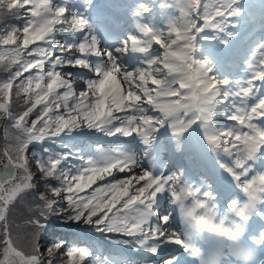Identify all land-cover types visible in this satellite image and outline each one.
Listing matches in <instances>:
<instances>
[{
    "label": "snow or ice",
    "instance_id": "snow-or-ice-1",
    "mask_svg": "<svg viewBox=\"0 0 264 264\" xmlns=\"http://www.w3.org/2000/svg\"><path fill=\"white\" fill-rule=\"evenodd\" d=\"M235 3L174 0L179 15L169 21L167 29L141 24L137 26L139 35H129L115 50H101L98 38L92 34L63 45L56 39L55 34L64 25L85 32L89 24L85 17L69 18L67 8L54 5L53 0H9L8 10L26 11L22 28L0 29V61L18 66L13 75L0 82V112L12 119L18 133L4 152L7 163L0 170V227L5 237L0 264H44L45 260L52 264L58 253L64 264H84L86 260L89 264H114L110 258L94 254L90 247L69 244L63 237L42 246L40 240L45 236L40 230L48 225L41 223V218L48 219L52 214L64 215L65 223L74 221L78 229L83 224L97 233L127 237L112 242L124 245L135 255L149 254L150 264H190L170 249L178 245L186 253L187 247L174 224L176 206L182 194L191 195L195 190L216 199L213 192L186 182L183 169L177 174H158L151 159L142 174L117 179L114 170L126 173L142 166L141 154L131 143L109 147L89 143L91 133L138 138L150 148L161 128L170 129L180 141L194 126L199 127L212 166L204 168V181L219 169L250 196L255 186H264V172L249 178L253 163L264 152V126L260 123L264 121V45L249 62V77L235 84L213 74L207 60L194 56L199 34L205 29L223 30L227 17L239 11L233 7ZM153 44L160 48L155 55L150 54ZM129 49L149 54L142 66L129 70L120 63L116 53ZM92 57L100 60L94 62ZM62 66L85 69L95 78L80 71L62 73L57 70ZM24 73L29 74L25 77ZM81 83L84 88L77 92ZM14 88L17 98L23 94L25 105L15 116L10 110ZM221 109L236 122L235 126L223 128L216 123ZM150 110L154 114L150 115ZM34 112L36 118L29 124ZM61 136L77 139L80 151L50 154L47 159L33 152L37 172L31 171L29 146ZM180 148L177 143V151ZM142 156L146 158L147 151ZM72 158L78 163L69 162ZM37 174L38 182L34 180ZM50 180L57 184L54 186ZM41 184L59 199H49L39 191ZM29 192H38L41 203L36 206L38 215L28 221L38 231L32 237L31 253L26 254L12 237L8 213ZM230 201L229 207L238 203L236 199ZM169 204L174 207L170 209ZM120 264L132 262L130 258L122 259Z\"/></svg>",
    "mask_w": 264,
    "mask_h": 264
},
{
    "label": "rangeland",
    "instance_id": "rangeland-1",
    "mask_svg": "<svg viewBox=\"0 0 264 264\" xmlns=\"http://www.w3.org/2000/svg\"><path fill=\"white\" fill-rule=\"evenodd\" d=\"M149 3L144 0H54V5L56 6H64L67 8V16L71 18L73 15L83 16L85 17L89 24L88 28L85 32L74 31L70 28H67V25H64L60 30L57 31L56 39L60 41L61 45L63 43H69V41H73L76 39V42L80 40L84 35L92 34L98 38L99 47L101 50L112 49L122 46V42L128 38L129 35H139L138 25L148 24L149 26L165 30L168 27L169 21L175 18L174 12L172 11L174 0H164L159 1L161 6L160 15L158 17L150 18V14L145 11V5ZM151 4V2L149 3ZM106 8V9H105ZM178 10V8H176ZM107 12V13H106ZM103 14L111 16L113 21L107 23L103 26V31L105 28L113 33H116L114 40H105L102 37L101 31V20H104L102 17ZM179 14V10L176 15ZM160 17V18H159ZM100 27V28H99ZM63 29V30H62ZM73 39V40H70ZM69 40V41H68ZM74 43V42H72ZM230 46L226 45V49L222 52V58H227L229 56ZM260 48L259 45L253 48L250 52L246 53L244 58L241 60L239 64L235 67L229 68L225 70L221 68L217 72V76L222 79H229L235 84L236 81L246 80L250 75V61L253 57V54ZM57 54H59V50L57 49ZM160 51L159 45L153 44L151 55H155ZM75 55V53H73ZM120 57V63L125 66L127 69L132 70L136 67L142 66L143 62L148 58L149 54L140 53L138 51H133L129 49L127 52L120 54L116 53ZM194 56L197 58L196 50L194 52ZM94 62L100 60V58L92 57ZM131 60L130 63H126L124 61ZM48 65L46 64L45 67ZM62 73L72 72V71H80L82 73H87V70L78 68V67H61L59 68ZM90 78H95L94 73H87ZM119 78V77H118ZM127 87V85H125ZM84 88V85L78 84L77 92ZM261 95H264V87H261ZM147 107V105H145ZM225 111V110H224ZM149 114H154L151 110ZM226 116V115H225ZM6 117V114L0 112V170L3 169L4 165L7 163V158L4 154L5 147L3 144V122ZM220 122V126L223 128H230L235 126L236 122L229 120L228 118L218 120ZM261 125L264 126V121H260ZM2 137V138H1ZM199 137V138H197ZM77 140V139H76ZM88 140L92 142H98L105 147L109 146H118L121 144H133L136 148L137 152L141 154L142 166L133 169L131 172L126 171V173H119L117 170H114V175L117 179L124 178L126 175H140L144 168L148 167V163H145L144 157L142 153L147 151L148 156L146 157L148 160L151 159L154 165H158L156 167L157 173H162L166 175L177 174V172L183 169L185 180H190L193 185L197 187H201L205 191H212L213 196L216 195V186L219 185V181L223 180L224 177L227 176L231 178V176L224 172L223 170L214 169L212 174L207 177V181L203 180L204 176V168H211V162L208 158V154L206 153V145L203 142V132L199 127H193L188 132L184 134L180 141H177L176 138L172 135L170 129L161 128L159 132L156 134L155 140L152 143L154 145L160 146V152L151 154L150 148L145 146L138 138L136 140H131V138H107L99 133H91L88 137ZM197 140V141H195ZM78 141V140H77ZM194 141V143H193ZM91 142V143H92ZM78 143H80L78 141ZM180 143L181 148L179 151L176 149V144ZM157 155V156H156ZM156 156V158H154ZM227 159V158H226ZM174 163V164H173ZM254 171L249 174V178L252 175H255L257 172H264V152H262L259 158L252 165ZM191 173V174H190ZM189 175L193 179L186 176ZM227 175V176H226ZM212 177L215 181H212ZM111 177H107V180H111ZM218 181V182H217ZM217 182V184L215 183ZM226 187H234L238 191L241 189L236 185V182L232 179L229 181H224ZM211 185V187H209ZM219 187V186H218ZM220 197V196H219ZM231 199H235V195H231L230 197L223 198L222 200H218V197L215 199L218 205H223V207H219L222 212L226 211L227 205ZM242 198L244 199V193H242ZM164 195L161 196V201H163ZM169 208L171 205L169 204ZM174 224L177 227H180V223L174 219ZM3 229L0 227V252L3 250V239H4ZM122 248L120 247V251ZM115 250L118 248H114ZM170 249L172 253L177 257V251L175 245H171ZM128 254L132 264H150L152 257L147 253H140L135 255L128 249ZM167 258V257H166ZM122 259H129L124 256H119L116 261L117 264H120Z\"/></svg>",
    "mask_w": 264,
    "mask_h": 264
},
{
    "label": "trees",
    "instance_id": "trees-1",
    "mask_svg": "<svg viewBox=\"0 0 264 264\" xmlns=\"http://www.w3.org/2000/svg\"><path fill=\"white\" fill-rule=\"evenodd\" d=\"M149 1L145 5V11H149L150 18L158 17L160 15L161 6L158 0H144ZM164 1V0H159ZM223 2V0H222ZM3 5V14L0 15V29L8 26H16L22 28L25 20L24 12L26 10H16L12 12L4 7L7 0H0ZM54 3V0H53ZM234 8L238 9V13L227 17L223 30L205 29L204 32L200 33L197 37V48L196 55L197 59L207 60L209 65L213 69V74L217 75L219 69L235 67L241 62L245 54L253 50L257 45H264V0H236L233 5ZM174 16L178 10L176 7H172ZM21 17V18H20ZM160 18V17H159ZM63 30V29H62ZM231 34V35H229ZM73 40V39H70ZM69 41V40H68ZM226 41V42H225ZM76 42V39L69 41V43ZM226 45H229V56L222 58V52L226 49ZM58 52V51H57ZM49 66L45 67V70ZM18 70L17 65H10L7 60L0 61V82H3L13 75ZM61 71L60 69H57ZM35 70H32L31 74H34ZM29 73H24L26 77ZM23 78V77H22ZM19 83V79L16 81ZM25 109L23 103V94L20 98L15 96V88L13 89V102L11 104V112L13 116L19 114ZM36 118V112H34L28 119L29 124L32 119ZM225 111L219 110L216 114V123L220 126L219 119H226ZM13 121L6 115L3 122V144L5 149H9L14 143V137L18 135L17 131L12 126ZM2 138V137H1ZM89 143L92 141L88 140ZM93 143V142H92ZM67 145V147H65ZM81 144L75 138L68 136H61L54 139H48L42 142L40 145L33 147L29 146L27 154L29 156L30 170L34 173L37 172V168L32 157V153H37L38 156L47 159L48 156L80 151ZM71 163H78L75 158L70 159ZM107 179V178H106ZM35 181L40 180V176L37 174L34 177ZM49 183L54 186L57 184L55 180H50ZM102 183L101 181L97 182ZM94 185L93 187H95ZM39 191H43L49 199H59L48 192L43 185H39ZM90 191V190H86ZM38 192H29L17 200L15 205L11 208L8 213V221L11 226L12 237L17 247L23 250L26 254L31 253L32 248V237L33 234L38 230L28 224V221L38 215L36 206L41 202L38 200ZM41 223L47 224L46 229L40 230L44 233L45 239L40 240V244L43 246L46 243H50L52 239H58L63 237L68 241L69 244H76L81 247H90L94 254H98L104 258H110L114 264H117L116 259L119 256L129 257L128 249L122 244L113 243L115 240L127 239L125 236L117 234H101L95 232L93 229L81 224L79 229L76 227V222L65 223V216L62 214H52L48 219L41 218ZM83 229V231H80ZM118 248V249H114ZM41 252L44 256H47V252L44 247H41ZM47 264V260L44 261ZM52 264H64L61 259V254H56L53 258ZM84 264H89L86 260Z\"/></svg>",
    "mask_w": 264,
    "mask_h": 264
},
{
    "label": "clouds",
    "instance_id": "clouds-1",
    "mask_svg": "<svg viewBox=\"0 0 264 264\" xmlns=\"http://www.w3.org/2000/svg\"><path fill=\"white\" fill-rule=\"evenodd\" d=\"M9 0L4 7L7 8ZM254 194L244 193V200L235 207L220 211L214 198L202 193L182 194L176 206L180 234L186 243V254L196 264H251L256 248L264 241V229L259 236H248L247 223L253 215L264 217L259 208L264 203V186H255ZM203 200L202 204L198 201ZM207 239V244L202 243Z\"/></svg>",
    "mask_w": 264,
    "mask_h": 264
},
{
    "label": "bare ground",
    "instance_id": "bare-ground-1",
    "mask_svg": "<svg viewBox=\"0 0 264 264\" xmlns=\"http://www.w3.org/2000/svg\"><path fill=\"white\" fill-rule=\"evenodd\" d=\"M106 9V8H105ZM107 13V12H106ZM103 18H104V20H101V31H102V36H103V38L105 39V40H114V39H116L115 38V36H116V33H113V32H111L110 31V29H111V27L109 28V30L107 29V28H105L104 29V31H103V26H105L107 23H109V22H111V21H113V18L111 17V16H108V15H106V14H103V16H102ZM124 62H126V63H130L131 62V60H127V61H124ZM197 138H199V137H197ZM195 141H197V140H195ZM193 143H194V141H193ZM160 146L161 145H158V146H156V145H154L153 147H151L150 148V152H151V154H155V153H159L160 152ZM157 156V155H156ZM156 156H154V158H156ZM144 160H145V163H148V159L147 158H144ZM174 164V163H173ZM156 167H158V165L156 166ZM191 174V173H190ZM166 175H169V173H167ZM186 176L187 177H189V178H191V179H193L191 176H189V175H187L186 174ZM227 176V175H226ZM229 180H232V178H230V177H224V179L223 180H220L219 181V185H217L216 186V195H215V197L217 198L218 197V200H222V197L223 198H226V197H230L231 195H235L236 196V200H238V201H243L244 199L242 198V191L240 190V191H238L236 188H234V187H226L225 186V182L224 181H229ZM190 180H187L186 182H188V183H191L192 184V182H189ZM212 181L214 182L215 181V179L212 177ZM218 182V181H217ZM217 182H215L216 184H217ZM219 186V187H218ZM197 187V186H196ZM220 196V197H219ZM231 202V201H230ZM229 202V203H230ZM228 203V204H229ZM174 206H172L171 205V208H173ZM219 207H223V205H219ZM227 209H228V205H227V208H226V211H227ZM259 210H260V212H264V207H260L259 208ZM221 211V210H220ZM175 220H177L179 223H180V220H179V218H178V216H177V214H175V218H174ZM253 222H255V223H257V224H262V227H264V217H261L260 215H258V214H256V215H254L253 216ZM176 246V249L178 250V249H180V252H181V254H180V258L181 259H183V257H184V255H185V252H184V250H183V248L181 247V246H178V245H175Z\"/></svg>",
    "mask_w": 264,
    "mask_h": 264
}]
</instances>
